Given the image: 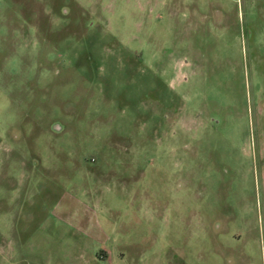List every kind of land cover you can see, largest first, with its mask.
<instances>
[{"label": "rangeland", "instance_id": "1", "mask_svg": "<svg viewBox=\"0 0 264 264\" xmlns=\"http://www.w3.org/2000/svg\"><path fill=\"white\" fill-rule=\"evenodd\" d=\"M0 264H264V0H0Z\"/></svg>", "mask_w": 264, "mask_h": 264}]
</instances>
